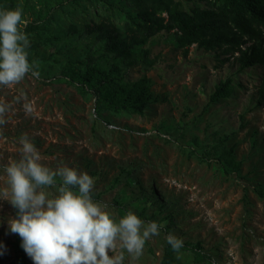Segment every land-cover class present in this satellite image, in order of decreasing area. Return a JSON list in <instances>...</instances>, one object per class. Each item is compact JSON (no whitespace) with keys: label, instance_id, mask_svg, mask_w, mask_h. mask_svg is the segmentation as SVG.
<instances>
[{"label":"rangeland","instance_id":"1","mask_svg":"<svg viewBox=\"0 0 264 264\" xmlns=\"http://www.w3.org/2000/svg\"><path fill=\"white\" fill-rule=\"evenodd\" d=\"M43 0H2L0 10L22 11L29 41L30 74L19 83L0 86L6 106L0 125V189L2 168L19 159V138L27 135L48 167L67 165L94 179L92 198L118 220L132 211L145 222L163 225L146 240L139 257L124 252L123 264H159L168 235L195 250H176V264H264V105L257 89L264 70L241 72L220 64L215 52L194 46L184 55L169 33L153 38V67L126 71V79L148 81L156 102L142 115L94 112L93 98L81 95L61 75L68 59L81 57L93 38L69 33L74 26L108 19L123 31L132 7L120 0H53L46 20H37ZM182 10L197 0H176ZM231 80L227 98L209 102L214 87ZM29 104L31 112L24 105ZM224 151L238 164L221 162ZM53 191L54 189H49ZM0 200V264L31 260L16 234H5L14 215ZM18 244V249L15 246ZM120 250L112 254H117Z\"/></svg>","mask_w":264,"mask_h":264},{"label":"trees","instance_id":"2","mask_svg":"<svg viewBox=\"0 0 264 264\" xmlns=\"http://www.w3.org/2000/svg\"><path fill=\"white\" fill-rule=\"evenodd\" d=\"M63 1L56 2L57 5ZM132 7L121 32L108 19L84 25L83 33L70 26L69 33L93 38L95 44L81 57L68 59L61 67L62 77L73 83L81 95L93 98L94 112H125L142 115L156 102L148 81L126 79V71L141 67L149 70V46L161 32L169 33L177 49L185 55L192 46L215 52L220 64L230 63L236 72L251 67L264 70V0H197L192 8L182 10L176 0H120ZM53 0H43L37 20H46ZM2 5V0H0ZM231 80L219 82L209 102L227 98ZM257 104L264 105V74L257 89ZM221 162L236 171L238 164L224 151ZM264 197L262 192H259ZM198 245L183 243L181 248L195 250ZM18 249V244L15 246ZM180 248V249H181ZM175 251L165 242L159 264H176ZM17 264L24 258L17 255Z\"/></svg>","mask_w":264,"mask_h":264},{"label":"clouds","instance_id":"3","mask_svg":"<svg viewBox=\"0 0 264 264\" xmlns=\"http://www.w3.org/2000/svg\"><path fill=\"white\" fill-rule=\"evenodd\" d=\"M26 26L20 9L0 10V86L11 87L28 74L39 77L28 60ZM24 108L32 110L29 104ZM6 110L0 104V125L6 122ZM19 145V159L2 168L6 187L0 189V200L15 210L5 234L18 235L32 264H123L124 252L139 257L146 240L159 234L163 225L145 222L132 211L117 220L106 205L93 200L94 179L86 172L45 166L27 135L19 138ZM166 242L174 251L182 247L171 234Z\"/></svg>","mask_w":264,"mask_h":264}]
</instances>
